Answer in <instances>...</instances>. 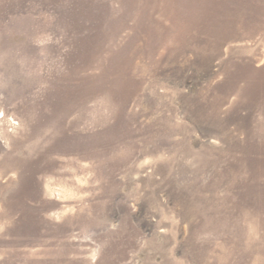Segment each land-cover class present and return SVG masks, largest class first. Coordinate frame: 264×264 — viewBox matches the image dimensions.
I'll return each instance as SVG.
<instances>
[{"label":"rangeland","instance_id":"rangeland-1","mask_svg":"<svg viewBox=\"0 0 264 264\" xmlns=\"http://www.w3.org/2000/svg\"><path fill=\"white\" fill-rule=\"evenodd\" d=\"M0 264H264V0H0Z\"/></svg>","mask_w":264,"mask_h":264}]
</instances>
